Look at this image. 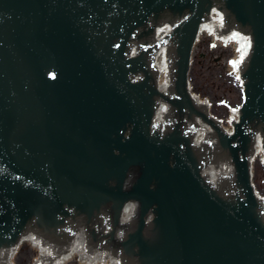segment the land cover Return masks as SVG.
I'll return each mask as SVG.
<instances>
[{"label": "water", "instance_id": "1", "mask_svg": "<svg viewBox=\"0 0 264 264\" xmlns=\"http://www.w3.org/2000/svg\"><path fill=\"white\" fill-rule=\"evenodd\" d=\"M215 2L252 41L224 132L187 90ZM256 134L264 150V0H0L1 263L29 244L34 264L47 245L49 264H264Z\"/></svg>", "mask_w": 264, "mask_h": 264}, {"label": "rangeland", "instance_id": "2", "mask_svg": "<svg viewBox=\"0 0 264 264\" xmlns=\"http://www.w3.org/2000/svg\"><path fill=\"white\" fill-rule=\"evenodd\" d=\"M189 72V87L194 96L205 101L209 113L223 124L228 119L227 111L240 105L241 87L234 76L227 73L223 63L231 55L230 48L208 47V36L198 40L193 51ZM224 126V124H223ZM35 252L29 244H21L13 253L12 264H32ZM65 264H74L71 260Z\"/></svg>", "mask_w": 264, "mask_h": 264}, {"label": "bare ground", "instance_id": "3", "mask_svg": "<svg viewBox=\"0 0 264 264\" xmlns=\"http://www.w3.org/2000/svg\"><path fill=\"white\" fill-rule=\"evenodd\" d=\"M187 82L189 83L188 80H187ZM198 100H200V99H198ZM200 101H201V100H200ZM202 102H204V101H202ZM209 116H210V119H216V118L212 117L211 115H209ZM219 124H220L221 131H225V128H224L222 122L219 121ZM20 245H21V244H18L17 248H18ZM17 248H16V249H17ZM16 249H15V250H16ZM34 252H35V251H34ZM71 260H74V258L67 259V260H62V261H61V264L68 263V262H70ZM9 263L12 264L11 261H9ZM32 264H34V261H32ZM82 264H85V261H82Z\"/></svg>", "mask_w": 264, "mask_h": 264}, {"label": "flooded vegetation", "instance_id": "4", "mask_svg": "<svg viewBox=\"0 0 264 264\" xmlns=\"http://www.w3.org/2000/svg\"><path fill=\"white\" fill-rule=\"evenodd\" d=\"M9 257H10V256H9ZM9 257H8V259H7V260H5V259H4V256H3V259H4L5 261H4V262H2V263L0 262V264H7L8 260H9ZM3 259H2L1 261H3Z\"/></svg>", "mask_w": 264, "mask_h": 264}, {"label": "snow or ice", "instance_id": "5", "mask_svg": "<svg viewBox=\"0 0 264 264\" xmlns=\"http://www.w3.org/2000/svg\"><path fill=\"white\" fill-rule=\"evenodd\" d=\"M233 63H236V62H233ZM239 79V77H237ZM233 111H236L235 109Z\"/></svg>", "mask_w": 264, "mask_h": 264}]
</instances>
